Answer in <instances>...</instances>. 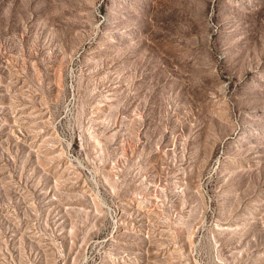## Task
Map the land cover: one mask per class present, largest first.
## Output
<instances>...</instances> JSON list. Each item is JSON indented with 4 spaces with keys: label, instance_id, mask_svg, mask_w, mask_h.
<instances>
[{
    "label": "rangeland",
    "instance_id": "374dc122",
    "mask_svg": "<svg viewBox=\"0 0 264 264\" xmlns=\"http://www.w3.org/2000/svg\"><path fill=\"white\" fill-rule=\"evenodd\" d=\"M0 264H264V0H0Z\"/></svg>",
    "mask_w": 264,
    "mask_h": 264
}]
</instances>
